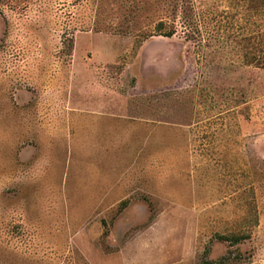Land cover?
I'll return each instance as SVG.
<instances>
[{
    "label": "rangeland",
    "instance_id": "1",
    "mask_svg": "<svg viewBox=\"0 0 264 264\" xmlns=\"http://www.w3.org/2000/svg\"><path fill=\"white\" fill-rule=\"evenodd\" d=\"M0 264H264V0H0Z\"/></svg>",
    "mask_w": 264,
    "mask_h": 264
},
{
    "label": "trees",
    "instance_id": "2",
    "mask_svg": "<svg viewBox=\"0 0 264 264\" xmlns=\"http://www.w3.org/2000/svg\"><path fill=\"white\" fill-rule=\"evenodd\" d=\"M163 24H158V29H161L160 27H162ZM161 31V30H159ZM160 35L162 36H165V37H171L173 35V32L170 30V31H166V32H161ZM224 240H227L229 241L230 243L232 244H235L237 242L240 241V238L239 237H232L231 239L230 238H224Z\"/></svg>",
    "mask_w": 264,
    "mask_h": 264
}]
</instances>
